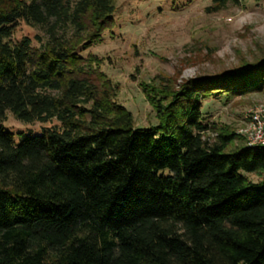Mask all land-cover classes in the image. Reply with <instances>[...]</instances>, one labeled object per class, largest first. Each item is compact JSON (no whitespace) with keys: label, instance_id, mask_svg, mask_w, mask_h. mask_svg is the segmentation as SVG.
Instances as JSON below:
<instances>
[{"label":"trees","instance_id":"1","mask_svg":"<svg viewBox=\"0 0 264 264\" xmlns=\"http://www.w3.org/2000/svg\"><path fill=\"white\" fill-rule=\"evenodd\" d=\"M114 11L0 0V264H264V175L247 178L264 173V145L229 148L236 133L215 125L210 142L201 113L207 97L264 87V59L175 93L141 84L157 123L135 127L80 56ZM19 21L43 32L38 47L12 43ZM7 112L60 128L12 132Z\"/></svg>","mask_w":264,"mask_h":264},{"label":"rangeland","instance_id":"2","mask_svg":"<svg viewBox=\"0 0 264 264\" xmlns=\"http://www.w3.org/2000/svg\"><path fill=\"white\" fill-rule=\"evenodd\" d=\"M113 4L112 25L80 56L97 59L94 68L116 87L114 100L132 113L135 127L157 123L141 84L175 93L190 82L264 59V0H225L221 7L212 0H113ZM43 36L39 27L19 21L11 41L27 37L38 47ZM201 113L210 127L205 139L214 141L215 125L236 133L229 148L251 144L260 139L259 129L264 127V87L207 97L201 101ZM3 125L26 133L60 128L54 118L23 123L9 112ZM263 175L251 173L247 178L258 181Z\"/></svg>","mask_w":264,"mask_h":264},{"label":"built area","instance_id":"3","mask_svg":"<svg viewBox=\"0 0 264 264\" xmlns=\"http://www.w3.org/2000/svg\"><path fill=\"white\" fill-rule=\"evenodd\" d=\"M254 120H257V122H260L258 120V116L254 115V117H252ZM259 135H260V139H255L252 141L251 144H248L247 146H252V147H255V146H261V145H264V127H261V129H259Z\"/></svg>","mask_w":264,"mask_h":264}]
</instances>
